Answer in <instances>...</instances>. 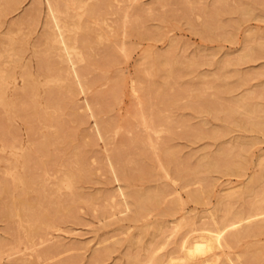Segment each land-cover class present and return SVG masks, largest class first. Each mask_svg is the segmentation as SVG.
<instances>
[{"label":"rangeland","instance_id":"rangeland-1","mask_svg":"<svg viewBox=\"0 0 264 264\" xmlns=\"http://www.w3.org/2000/svg\"><path fill=\"white\" fill-rule=\"evenodd\" d=\"M57 1L63 12L64 35L69 42L75 33L78 35L82 59L72 54L80 70L78 75L68 67L71 62L59 57L60 44L53 41L52 35L57 31L45 0H0V264H125L128 255L146 259L152 245L159 244V254L176 249L172 242L178 241L189 221L193 226L211 223L210 212L220 215L230 204L239 208L258 198L264 191V180L250 184L248 179L259 173L258 155L264 158L262 132H255L256 142L246 146L247 159L237 174L226 172L225 167L241 164L236 156L242 150L236 139L251 134L235 121L252 118L264 122V43L260 44L264 42V0H221L227 10L234 6L235 11L230 8L227 12L223 6L224 13L217 18L221 22L216 23L224 22L225 27L215 28L214 23L211 31L207 30L208 36L198 29L204 19L203 9L213 7L216 0ZM241 7L260 15H242ZM131 18H139L141 24L130 27ZM131 29L137 30L131 33ZM248 43L260 45L251 60L226 63ZM156 54L166 56L170 63L166 61L164 67L152 65ZM172 60L176 68L173 77L167 72ZM191 60L198 64L189 63ZM146 69L153 74H147ZM242 97L253 110L250 113L234 101ZM229 106L235 110L232 116L225 114ZM158 115L163 118L162 126L157 122ZM151 117L157 121L150 123ZM163 148L178 156L164 159ZM219 149L224 155L218 158L222 165L196 174L206 178L200 180L185 171L182 175L187 180L179 179L175 170L178 166L183 171V164L192 167L197 158L215 157ZM78 169L75 178L72 171ZM68 180L72 189L64 185ZM146 188H158L160 192L162 188L158 205L132 219V210L124 204L118 189ZM201 188L206 190L201 201L188 197L191 191ZM230 190L239 194L224 197L222 202L227 206L221 207V196ZM62 196L69 200L64 202ZM14 197L21 201L23 213L35 216L47 208L53 217V225L43 228L31 242L25 237L27 222L14 213ZM59 197L64 204H50ZM178 199L182 206L178 207ZM174 206L170 219L164 210H174ZM162 219L167 223L163 222L166 226L154 235L156 243L152 224ZM234 225L230 223L227 228ZM140 229L144 230L140 243H129L128 237L139 236ZM232 246L213 248L207 255H217L221 264H247L251 258L245 257L246 252L264 253V233L245 237ZM44 250L49 251L47 255H43ZM96 253L105 256L96 259ZM244 257L246 261H242Z\"/></svg>","mask_w":264,"mask_h":264},{"label":"bare ground","instance_id":"bare-ground-1","mask_svg":"<svg viewBox=\"0 0 264 264\" xmlns=\"http://www.w3.org/2000/svg\"><path fill=\"white\" fill-rule=\"evenodd\" d=\"M160 1V0H159ZM187 1H189V0H187ZM187 1H186V5H187ZM223 1V0H222ZM226 1V0H225ZM229 1V0H228ZM59 2H62V1H59ZM64 2V1H63ZM91 2V1H90ZM130 2V1H129ZM151 2V1H150ZM155 2V1H154ZM220 2H221V0H216V3L218 4H215V5H217L216 7H214V4H213V7H206V9L204 8L203 9V15H204V19H203V21H202V24L200 23V28L198 29L199 30V32H201V33H203V34H205L206 33V36H208V34L207 33H209L211 30L210 29H212L213 28V25H214V23H215V28L217 27V28H224L225 26H224V22H223V19H222V22L223 23H219V24H217L216 22L217 21H219V22H221L220 21V19H217V18H219L220 16V14L223 12L224 13V10H223V6H227V5H223L222 4V2H221V4H220ZM110 3V2H109ZM193 3V2H192ZM227 3V2H226ZM247 1H246V5H247ZM250 3V2H249ZM93 4V3H92ZM196 4H200V3H196ZM235 4V3H234ZM238 4V6H239V3H236V5ZM45 5H46V10H47V13H48V15L50 16V18L53 20V22H54V25H55V28H56V31L57 32H55V33H53L52 35H53V41L54 42H58L59 44H60V55H59V57L60 58H62V60L64 59V60H67V62H71L70 63V65L68 66V67H70V70L75 74V75H78V72L80 71V70H78V69H76L77 67H76V62H75V60H74V57L72 56V54L73 53H75V55L77 56L78 55V58L77 59H82V55L80 54L81 52L79 51L80 49H78V44H79V42H78V35H76V33H75V36L73 35V37H71L72 39H71V42H69V39H68V37L67 36H65L64 35V29H65V26L64 25H62V19H61V17H60V15L63 13L62 12V8L60 9V7L61 6H59V3H58V1L57 0H45ZM158 5V4H157ZM188 5H190L191 7H192V5H191V3L190 4H188ZM229 5V4H228ZM241 5H244V3L242 4V2H241ZM245 5V6H246ZM44 6V5H43ZM149 6V5H148ZM189 6V7H190ZM230 6H232V5H230ZM234 7V6H233ZM233 7H229V9L231 8V9H233L234 10V8ZM247 7V6H246ZM251 7V6H250ZM91 8H92V6H91ZM101 8V7H100ZM106 8V7H105ZM208 8V9H207ZM235 8H237V6L235 7ZM253 8V7H252ZM152 9V8H151ZM172 9V8H171ZM187 9V8H186ZM228 9V10H229ZM230 9V10H231ZM228 10H227V7H226V11L228 12ZM232 10V11H233ZM237 10V12H238V8L236 9ZM240 10L241 11H243V12H241V14L242 15H244L245 13L248 15V14H250V15H252V16H254V17H258L257 16V14L258 13H255L254 14V12H252V10L254 11V9H251V8H249L248 7V9L247 8H244V7H241L240 8ZM240 10H239V12H240ZM99 11V10H98ZM97 11V12H98ZM225 11V14H227V12ZM235 11V10H234ZM113 12V11H112ZM230 13H231V11H230ZM97 15V14H96ZM100 15V14H99ZM137 15H139V14H137ZM258 15H260V13L258 14ZM48 16V17H49ZM219 16V17H218ZM222 16V15H221ZM249 16V15H248ZM139 17V16H138ZM224 17V16H223ZM140 18H142V17H140ZM221 18V17H220ZM50 19V20H51ZM76 19V18H75ZM100 19H102V18H100ZM132 19V18H131ZM51 20V21H52ZM93 20H94V18H93ZM99 20V19H98ZM141 20V19H140ZM176 20V19H175ZM124 21H127V18H125V20ZM132 21V23L130 24V27H132V28H136V26H134V25H140L139 24V18H134V19H132L131 20ZM130 20H129V23L131 22ZM177 21H178V19H177ZM83 22V21H82ZM88 23V22H87ZM94 23V22H93ZM101 23V22H100ZM96 24V23H95ZM124 24V23H123ZM134 24V25H133ZM146 24V23H145ZM217 24V25H216ZM228 24V23H227ZM188 25V24H187ZM231 25H232V23H231ZM236 25H238V24H236ZM67 26V25H66ZM103 26V25H102ZM134 26V27H133ZM125 27V26H124ZM138 27V26H137ZM142 27H143V25H142ZM141 27V28H142ZM166 27V26H165ZM78 28H80L79 26H78ZM96 28V27H95ZM102 28V27H101ZM149 28V27H148ZM126 29H130V28H126ZM126 29H124V31L126 30ZM164 29V28H163ZM132 30V29H131ZM133 30H137V29H133ZM131 31V33L132 32H134V31ZM207 30H210L209 32L207 31ZM165 31V30H164ZM223 31V30H222ZM129 32V31H128ZM155 32V31H154ZM48 33H50V32H48ZM47 33V34H48ZM98 33V32H97ZM105 33V32H104ZM224 33V32H223ZM69 34V33H68ZM126 34V33H125ZM129 34V33H128ZM154 34V33H153ZM152 34V35H153ZM156 34V33H155ZM155 34H154V36H155ZM254 34V33H253ZM51 35V36H52ZM102 35V34H101ZM137 35V34H136ZM199 35V34H198ZM224 35V34H223ZM48 37H49V35H47ZM77 36V37H76ZM212 36V35H211ZM232 36V35H231ZM91 37V36H90ZM108 37V36H107ZM210 37V36H209ZM228 37V36H227ZM70 38V37H69ZM89 38V37H88ZM93 38V37H92ZM229 38V37H228ZM231 38V37H230ZM247 38H250V37H247ZM84 39V38H83ZM212 39V38H211ZM86 41H87V39H85ZM209 40V39H208ZM248 41H250L249 39H247ZM114 41V40H113ZM121 41H123V39L121 40ZM93 42V41H92ZM125 42V41H124ZM88 43V42H87ZM90 43V42H89ZM127 43V42H126ZM261 43H264V42H261L260 41V44ZM92 44H94V43H92ZM105 44V43H104ZM169 44V43H168ZM88 45V44H87ZM122 45V44H121ZM93 46V45H92ZM95 46V45H94ZM100 46V45H99ZM103 46V45H102ZM262 46H264V45H262ZM262 46H261V48H262ZM59 47V46H58ZM98 47V46H97ZM105 47V46H104ZM109 47V46H108ZM258 47H260V45L258 44H247L244 48H243V50H242V52L236 57V58H233V59H227L226 60V63L227 64H230V63H233L234 64V62L235 61H245L246 59H252V56H253V54L255 53V50H259L258 49ZM95 48V47H94ZM110 48H112V47H110ZM123 48V47H122ZM84 49V48H83ZM85 50V49H84ZM89 50V49H88ZM93 51V50H92ZM119 51V50H118ZM88 52V51H87ZM121 53V52H120ZM92 54V53H91ZM100 54V53H99ZM98 54V55H99ZM102 54H104V53H102ZM111 54V53H110ZM114 54V53H113ZM89 56V55H88ZM92 57V56H91ZM153 58H152V65H156L157 66V64H158V66L159 65H161L162 67H164L163 65H164V63L167 61L168 62V60H166V59H168V58H166V56H164V55H161V54H159V55H154V56H152ZM128 58V57H127ZM88 59H89V57H88ZM245 59V60H244ZM250 59V60H251ZM175 61H176V59H174ZM195 60V59H194ZM44 63H45V60L43 59L42 60ZM85 61V60H84ZM88 61V60H87ZM112 61V60H111ZM129 61V60H128ZM234 61V62H233ZM62 62V61H61ZM88 62H91V60L90 61H88ZM106 62H107V60H106ZM118 62V61H117ZM180 62L182 63V60H180ZM170 62H168V64H169ZM189 63H195L194 61H192L191 60V62H189ZM196 63L198 64V62H197V60H196ZM195 63V65H197ZM220 63V62H219ZM134 64V63H133ZM145 64V63H144ZM167 64V65H168ZM178 64V63H177ZM183 64H184V62H183ZM225 64V63H224ZM131 65V64H130ZM187 65V64H186ZM186 65H184V66H181L182 68L184 67H186ZM108 66V65H107ZM168 66H170L169 67V70L167 71V72H169V76H171L172 75V77L175 75H173V73L175 72H173V70H174V64H173V60H172V65H168ZM176 66V65H175ZM225 66V65H224ZM88 67V66H87ZM106 67V66H105ZM109 67V66H108ZM108 67H107V69H108ZM133 67V66H132ZM176 67H178V66H176ZM180 67V68H181ZM188 67V66H187ZM60 68V67H59ZM157 68V67H156ZM179 68V69H180ZM118 69H119V67H118ZM176 69V68H175ZM187 69V68H186ZM40 70V69H39ZM158 69H156V71H157ZM160 70V69H159ZM163 70V69H162ZM162 70H161V73H162ZM132 71V70H131ZM146 72H147V74H153V72H151L150 70H148V69H146L145 70ZM155 71V72H156ZM134 72V71H133ZM163 72H165V71H163ZM160 73V72H159ZM157 74V75H160V74ZM163 74V73H162ZM165 74V73H164ZM167 74V73H166ZM80 76V75H79ZM146 76V75H145ZM151 76H153V75H151ZM166 76H168V75H166ZM127 78V77H126ZM167 80L169 79L168 77H165ZM171 79V78H170ZM169 79V80H170ZM214 79V78H213ZM94 80V79H93ZM172 80H174V79H172ZM210 80V79H209ZM175 81V80H174ZM212 81V80H211ZM129 82V81H128ZM165 82H166V80H165ZM80 84V83H79ZM213 84H211V86H212ZM206 87V86H205ZM210 87V86H209ZM146 88V87H145ZM147 89V88H146ZM200 89H202V88H200ZM58 90V89H57ZM59 91V90H58ZM190 91H191V89H190ZM87 98V97H86ZM57 99H59V98H57ZM59 100H61V99H59ZM88 100V99H87ZM55 101H56V99H55ZM236 103H237V105L239 106V108H241L242 110H244V112L245 113H250L251 111H253V110H251L250 108H249V104H248V101H247V99L246 98H244V97H242V98H238V99H235L234 100ZM87 102V101H86ZM53 103V102H52ZM60 103V102H59ZM58 104V103H57ZM61 104V103H60ZM59 104V105H60ZM237 106V107H238ZM181 107V106H180ZM236 107V106H235ZM225 110V114L226 115H230V116H232V114L234 113V109L233 108H230V106H229V108L228 109H224ZM223 111V110H222ZM238 111V110H237ZM146 112V111H145ZM146 114H147V112H146ZM145 114V115H146ZM157 114V113H156ZM229 116V117H230ZM155 118H156V116H155ZM157 118H158V121L157 120H155L154 118H150V123H152L153 122V120H154V122L155 121H157V122H159V124L162 126L164 123H163V118H162V116H160V115H158L157 116ZM162 118V119H161ZM143 122V121H142ZM170 122V121H169ZM108 123V122H107ZM144 123H145V121H144ZM235 123H236V125L240 128V129H242V130H244V131H249L251 134L249 135V137H245V138H238V139H236V141H238V143L240 144L239 146H240V150H242V152L240 151V153L241 154H238L239 156H236L237 158H239L240 160H241V164H239L238 162V159L237 158H234V160L238 163V165L236 166V165H234L233 167L232 166H226L225 167V170H226V172L228 171V172H230V173H232V174H237V172L240 170V168H242V163L244 164V161H245V159H247L246 158V152L247 151H245V150H247L246 149V146L248 145V144H254L255 142H256V137H257V135L255 134V132H262V134H264V122H262V120L261 121H259V119H252V118H249V119H247L246 121H243V119L242 120H239V119H237L236 121H235ZM149 124V123H148ZM153 124H155V123H153ZM98 125V124H97ZM105 125H107V124H105ZM145 125V124H144ZM147 125V124H146ZM151 125V124H150ZM156 127V126H155ZM191 127V126H190ZM156 129V128H155ZM187 129V128H186ZM97 130H98V127H97ZM99 131V130H98ZM155 131H157V130H155ZM252 133H254L255 135H253ZM171 134V133H170ZM161 135V134H160ZM171 136V135H170ZM149 138V137H148ZM137 139V138H136ZM150 139V138H149ZM138 141H139V139H137ZM163 140V139H162ZM171 140V139H170ZM150 141H151V139H150ZM155 141H157V140H155ZM173 142V141H172ZM174 142H176V141H174ZM150 143V142H149ZM148 143V144H149ZM162 144V143H161ZM175 144V143H174ZM155 145V144H154ZM154 145H152L151 144V146H153V148H155L154 147ZM177 145V144H176ZM148 146H150V144L148 145ZM167 146V145H166ZM176 147V146H175ZM179 147V146H178ZM165 148H167V147H165ZM165 148H163L161 151H162V153L161 154H163V158L165 157V158H167V159H169V158H173V155H176V156H178L177 155V153L175 154H173V153H170L169 151H167V149H165ZM174 148V147H173ZM173 149H171V151H172ZM176 150V149H175ZM216 150V149H215ZM231 150H233V149H231ZM178 151V150H177ZM220 151V152H219ZM230 151V150H229ZM229 151H224L225 152V154H227V153H229ZM237 151V150H236ZM236 151H234V152H236ZM239 151V150H238ZM211 152V151H210ZM230 152H232V151H230ZM213 153V152H212ZM217 155L214 157V155L212 156V157H210L209 155H202L201 157H199V158H197V160H196V163L194 164V166H186V164H183V171L182 170H180L179 169V167L180 166H178L177 168H178V170L177 169H175L176 171H177V175H179V179H180V177H181V180L183 181V179L185 180V176L186 175H182L185 171L186 172H190L192 175L191 176H194L195 178L197 177V175L196 174H199V172H201V170H203V171H205V170H212L213 168L214 169H217V167L219 168V166H221L220 164H218V158L220 157L221 158V156L220 155H222L223 157H224V155H223V150H221V149H219L217 152ZM233 153V152H232ZM237 153H239V152H237ZM236 153V154H237ZM211 154V153H210ZM228 156H230V155H232V154H227ZM227 155H225V157L227 156ZM233 156H235V153H233ZM198 157V156H197ZM258 157H259V160H258V164L260 165V167H259V165L257 166V169L259 170V173L258 174H255L254 176H249V179H248V181H249V183L250 184H254V182H256L257 181V183H258V181H262V180H264V158H262V159H260V155H258ZM78 158V157H77ZM164 158V159H165ZM176 158V157H175ZM232 158V160H233V157H231ZM230 158V159H231ZM79 159V158H78ZM78 159H76L75 161H74V163H75V165H77V163H78ZM117 160H119V158H118V156H117V158H116ZM164 159H163V161H164ZM166 159V160H167ZM177 159V158H176ZM179 160V159H178ZM184 161V160H183ZM26 162H28V161H26ZM246 162V161H245ZM115 163H117V162H115ZM178 163V162H177ZM182 163V162H181ZM180 163V164H181ZM30 164V163H29ZM111 164V167L112 168H114V166H116V165H114V163H110ZM176 164V163H175ZM229 164V163H228ZM74 165V166H75ZM177 165V164H176ZM219 165V166H218ZM231 165V164H230ZM241 165V166H240ZM182 166V165H181ZM240 166V167H239ZM254 166V165H253ZM76 168H77V166H75ZM223 167V166H222ZM260 169H259V168ZM222 169V168H221ZM82 170V169H81ZM166 170V169H165ZM175 170H173V171H175ZM223 170V169H222ZM257 170V171H258ZM22 171V170H21ZM72 171V170H71ZM162 171V170H161ZM203 171H202V174H203ZM208 171V172H209ZM215 171V170H214ZM218 171V170H217ZM254 171H255V169H254ZM166 172H168V171H166ZM220 172V171H219ZM225 172V173H226ZM256 172V171H255ZM78 173H79V169L74 173L73 171H72V174H73V176L76 178L77 177V175H78ZM188 174V173H187ZM250 174H252V173H250ZM253 174H254V172H253ZM167 175V174H166ZM208 175V174H207ZM149 176H151V175H149ZM248 176V175H247ZM206 178V176H203L201 179H203V178ZM188 179H189V177H187ZM197 179H200V177H197ZM200 179V180H201ZM187 180V179H186ZM185 180V181H186ZM179 181V180H178ZM68 182V184H64V185H66V187L67 188H69V189H72V187H73V185H71L70 184V182L71 181H67ZM182 183V182H181ZM256 183V184H257ZM125 184V183H124ZM25 185V184H24ZM27 185V184H26ZM63 184H61V186H64ZM244 185H246V184H244ZM243 185V186H244ZM58 186V185H57ZM154 186V185H153ZM184 186H185V184H184ZM225 186V185H224ZM227 186V185H226ZM157 187V186H156ZM158 187H160V186H158ZM250 187V186H249ZM138 188V187H137ZM149 188V187H148ZM191 188V187H190ZM241 188V187H240ZM251 188V187H250ZM151 189V188H150ZM150 189H143L142 191H135V190H132V189H123V190H120V189H118L119 191H121L120 193H122L123 194V196H124V198H123V201H124V204H126V206L129 208V209H131L132 210V215H131V218L132 219H137L138 218V216H140L141 214H143V212H145L146 210H148L151 206H155L156 207V205H158V198L160 199V194H162V188H161V192H160V189L158 190V188H153V190H150ZM227 189V188H226ZM6 190V186L4 187V191ZM51 190V189H50ZM222 190V189H221ZM205 189H203V188H201V189H199V190H193V191H191L188 195V197L189 198H191L193 201H195V202H199V200L201 201V196H202V194L203 193H205ZM219 191V190H218ZM227 191V190H226ZM243 191L244 190H242V192H241V194L243 193ZM250 191V190H249ZM41 192V191H40ZM47 192V191H46ZM46 192H45V194H46ZM222 192H224V191H222ZM42 193V192H41ZM73 193V192H72ZM71 193V194H72ZM226 193V192H225ZM238 192H236V191H234V190H230V192H227L226 194H223L222 196H221V194H220V196L222 197L221 199H223V200H219L220 202H222V201H224L225 202V200H224V197H226V198H231L232 197V195H234V194H237ZM44 194V193H43ZM44 194V195H45ZM48 194V193H47ZM239 194V193H238ZM74 195V194H73ZM73 195L70 197V200H71V198L73 197ZM181 195V194H180ZM185 195V194H184ZM244 195V194H243ZM245 196V195H244ZM60 198V200L57 198L56 199V201H54V202H52V200L50 201V204H55L56 206L58 205H62V203L64 204V202H66V200H69L68 198L66 199V198H63V196H62V200H64V202L61 200V197H59ZM74 198V197H73ZM73 198H72V202H73ZM80 198V197H79ZM245 198L246 197H244V199L243 200H245ZM218 199H220V197H218ZM180 200L181 199H178V201H179V203H178V207H179V205H181L182 206V204H180ZM176 201V200H175ZM18 202V203H17ZM68 202L69 201H67V204H68ZM171 202V201H170ZM247 202V201H246ZM244 202V205H242V207H239V208H234V206H232L231 204L230 205H228V206H230V207H228L226 204H223V202H222V205H220L221 207H223V205H226L227 207H226V209H225V207H224V211L223 210H221V211H223L220 215H218V214H214V212H210L211 213V216H212V222L211 223H209V222H204L203 223V225L201 224L200 226H196V225H191V221H189V224L187 225H185V226H187L186 227V229H185V231H183V230H181V231H183V233L181 234V236L178 238V241L175 239L174 240V242H172V243H174V247L176 248V249H169V251H168V249H167V252L165 253V251H164V253L162 254V253H158L157 251H156V249H160V248H157V247H159V244H156V245H152L151 247H148V249H149V252H148V254H147V257H146V259H143V257H142V259L140 258V257H138V255L137 256H127L126 258H127V262L125 261V264H154V263H156V262H162V260L165 262H170V264L171 263H175V264H181V263H192V261L193 262H196V264H221V262H219L218 263V256L217 255H212V256H209V255H207V253H208V251L209 250H212L213 248H217V247H230V246H232V244H235V243H239L243 238H245V237H253V236H256V235H258V234H261V233H264V191H262L260 194H259V196H258V198L257 199H255L254 201H251V202ZM96 203V202H95ZM157 203V204H156ZM218 203V202H217ZM12 204H13V206H15L14 207V213H15V215L19 218V219H22L23 217H24V220L27 222V225H26V228H25V232H26V234H25V237H26V239L29 241V242H31L35 237H37V234H39L40 232H41V230L43 229V228H49V227H51L53 224H52V222H53V217L52 216H49V211L47 212L46 210H47V208H45V209H43L42 210V212L39 214V215H35V216H30V215H27V214H25V213H23V211H22V209H21V207H20V205H21V201H19V199L17 198V197H14V198H12ZM66 204V205H67ZM71 204V203H70ZM70 204H68L67 205V207L70 205ZM173 204V203H172ZM219 204V203H218ZM221 204V203H220ZM175 205V204H174ZM71 206V205H70ZM69 206V207H70ZM169 206H171V205H169ZM173 206V205H172ZM181 206H180V209H181ZM220 206H218L219 207V209L217 208V210H219L220 211V209H221V207ZM177 207V206H176ZM176 207L174 206V210L172 209V207H169V208H167L166 207V209L164 210V213L166 214V213H168L167 215H168V217L171 219V217L169 216V214H171V213H173L174 211H175V209H176ZM8 209H9V207H8ZM50 209H51V207H50ZM162 210V209H161ZM179 210V209H178ZM196 210V209H195ZM173 211V212H172ZM200 211V210H199ZM13 213V214H14ZM159 213H161V212H159ZM177 213V212H176ZM12 214V215H13ZM198 214V213H197ZM162 215V214H161ZM187 215V214H186ZM163 216V215H162ZM177 216V215H176ZM175 216V217H176ZM210 216V215H209ZM52 217V218H51ZM165 217V216H164ZM164 217H162V218H164ZM167 217V218H168ZM173 217V216H172ZM184 217V216H183ZM201 218V217H200ZM14 219V218H13ZM159 219V218H158ZM176 219V218H175ZM182 218H180V221L182 222L183 221V219L181 220ZM187 219V218H186ZM169 220V219H168ZM173 220L174 219H172L171 221L173 222ZM178 221H179V218H178ZM179 221V222H180ZM188 221H185V222H188ZM192 221H193V224H195L194 223V220L192 219ZM211 221V220H210ZM163 222H164V219H162V221H160V220H155V222H153V224H152V229H153V233H152V235H153V239H155V241H156V238H155V236L154 235H156L158 232H160L161 233V230L163 229V227H165V226H163ZM170 222V221H169ZM184 222V223H185ZM196 222V221H195ZM165 223H167V222H164V224ZM176 223V222H175ZM197 223V222H196ZM230 223H234L235 225H234V227L232 228V229H229V228H227V226H228V224H230ZM20 226V225H19ZM173 226V225H172ZM171 226V227H172ZM179 226V223L178 224H176V228ZM182 227V226H181ZM9 228V227H8ZM21 228H22V226H21ZM23 229V228H22ZM9 231V230H8ZM16 231V230H15ZM140 231V232H139ZM138 231V233H139V236L137 235L136 237L135 236H129L128 237V242L130 243L131 241H135L134 243H137L136 245H138V243H140V241H141V237L142 236H140V235H142L143 234V232L142 231H144L143 229L141 230H139ZM175 231V230H174ZM45 232V231H44ZM164 233H165V231H163ZM172 233H173V231H171ZM142 233V234H141ZM167 234V233H166ZM178 234V233H177ZM180 234V233H179ZM172 234H170V236H171ZM168 235H166V237H167ZM170 236L168 237V239H170ZM16 237V236H15ZM156 237H158V236H156ZM177 236H175V238H176ZM151 239H152V236L150 237ZM164 238V237H163ZM162 238V239H163ZM168 239L166 240V241H168ZM149 241H150V239H149ZM154 241V240H153ZM155 241L154 242H152V240H151V244H153V243H155ZM165 241V243L167 244V242ZM171 242H170V247H171ZM243 242V241H242ZM156 243H158V241H156ZM163 243V242H162ZM164 243V244H165ZM1 244V243H0ZM5 244V243H4ZM43 244V243H42ZM160 244H161V242H160ZM168 245V244H167ZM246 245V244H245ZM150 246V245H149ZM164 246V245H163ZM234 246V245H233ZM232 246V247H233ZM248 246V245H247ZM252 246V245H251ZM168 247V246H167ZM232 247H230V248H232ZM255 247V246H254ZM258 247V246H257ZM171 248H173V246L171 247ZM250 248V247H249ZM108 251L110 250V249H108V248H106ZM162 249H163V247H162ZM244 249V248H243ZM258 249V248H257ZM260 249V248H259ZM252 250V249H251ZM45 251V252H44ZM44 251H42V253H43V255L44 254H48L47 253V251L48 250H44ZM59 251V250H58ZM155 251L157 252L156 254H155ZM162 251V250H161ZM243 251V250H242ZM249 251V250H248ZM49 252V251H48ZM104 253H105V251H103ZM103 253V254H104ZM244 253V252H243ZM39 255H41L40 253H38ZM103 254H101V253H96V256H95V258L97 259V258H99V257H101V256H105V254L103 255ZM146 254V253H145ZM162 254V256H158V255H161ZM242 254V253H241ZM241 254H236V255H238V257H240L241 258ZM123 255V254H122ZM136 255V254H135ZM142 255V254H141ZM144 255V254H143ZM248 255H250V258H251V261L249 262V263H247V262H245V263H247V264H260L262 261H264V253H262V252H254V253H249V252H246V254H245V257L246 256H248ZM41 257V256H40ZM39 257V258H40ZM226 257V256H225ZM230 257H231V255H230ZM244 257V260L242 259V261H246V259L247 258H245ZM125 258V257H124ZM229 258V257H228ZM232 258V257H231ZM223 259V258H222ZM222 259H219L220 261L222 260ZM26 260V259H25ZM233 260H235V258L233 259ZM241 260V259H240ZM249 260V259H248ZM247 260V261H248ZM241 261V262H242ZM233 262V261H232ZM231 262V263H232ZM163 263V262H162ZM223 264H224V261L222 262ZM230 263V262H229ZM235 263H237L236 261L235 262H233V264H235ZM67 264V263H66ZM160 264V263H159ZM164 264V263H163ZM237 264H239V263H237Z\"/></svg>","mask_w":264,"mask_h":264}]
</instances>
